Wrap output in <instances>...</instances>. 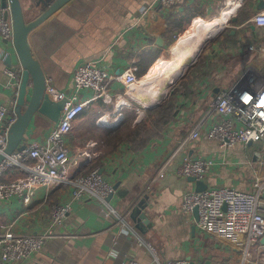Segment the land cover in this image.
<instances>
[{
  "label": "crops",
  "instance_id": "obj_1",
  "mask_svg": "<svg viewBox=\"0 0 264 264\" xmlns=\"http://www.w3.org/2000/svg\"><path fill=\"white\" fill-rule=\"evenodd\" d=\"M20 1L29 21L44 12V0ZM152 1L70 0L30 32L31 50L47 81L68 94L74 92V68L84 63L97 62L114 75L124 73L132 64L139 69L150 66L136 86L112 82V103L95 98L93 90L79 91L80 100L91 101L75 120L67 137L71 173L83 174L99 169L116 187L110 203L122 219L104 217L91 200L73 203L72 214L59 229L69 237L49 238L43 250L28 260L0 261V264H124L128 259L139 264H157L150 247L161 263L178 258L188 260L187 264L237 262L239 251L203 235L194 211L181 209L184 194L195 190L196 184L189 178L176 176L174 170L186 155L213 158L215 165L205 180L208 187L231 186L248 191L259 170L256 145L237 144L222 148L217 141L203 134L172 155L220 90L235 84L249 65L253 64L264 74V26H257L252 20L264 7V0H233L237 5L232 14L212 35L226 30L229 34L222 40L218 36L212 48L204 52L201 66L196 70L190 71L196 64L190 63L189 74L183 75L185 83L178 91V98L163 103L158 101L166 92L165 84L178 80L189 64L182 68L178 78H160L157 83H149L154 77L150 76L152 69L159 60L171 61L177 50L189 46L186 44L190 32L194 33L190 27L195 19H217L228 7V0H186L166 9L158 5L143 22L136 23L140 9ZM215 8L216 11L206 13ZM234 18L236 21H231ZM201 33L197 35L203 42L209 32ZM175 35L176 40L170 45ZM160 41L163 46L158 44ZM10 52L13 56V50L6 48L0 38V104L15 110L13 94L5 86L3 74L4 68L9 66L6 59ZM171 52L173 57L169 60ZM156 54L159 58L156 57L154 62ZM12 66H19L16 56H13ZM157 85L162 86L159 94L155 90ZM168 103L175 108L173 120L144 147L134 149L127 139L128 133L146 120L147 110ZM56 124L36 114L27 130L26 140H42ZM168 160L166 173L160 177L159 170ZM23 175L16 169L9 173L11 178ZM70 193L68 186L49 190L38 188L28 206L19 198L0 200V232L8 225L25 234L50 231L53 207L65 202ZM144 197L145 208L141 212L146 214L149 224L141 231L136 228L131 215L136 203ZM121 233L125 235L120 236ZM115 236L118 240L113 244ZM260 247L264 248V244Z\"/></svg>",
  "mask_w": 264,
  "mask_h": 264
},
{
  "label": "built area",
  "instance_id": "obj_2",
  "mask_svg": "<svg viewBox=\"0 0 264 264\" xmlns=\"http://www.w3.org/2000/svg\"><path fill=\"white\" fill-rule=\"evenodd\" d=\"M185 2L186 0H153L140 9L136 23L143 22L158 5L166 9ZM252 20L257 26H264V7L256 12ZM0 38L6 48L14 52L11 8L9 3L3 0H0ZM250 49L254 50V47L250 46ZM12 65L6 66L3 74L5 86L12 91L13 105L16 106L23 67L19 63V66ZM138 72L139 67L136 64L129 66L124 73L114 75L97 62L84 63L74 68L72 72L74 92L71 94L59 90L52 82L47 81L45 92L53 100H66L61 116L48 136L40 141L26 140V147L23 150L15 151L0 163V200L6 202L12 198H19L28 206L34 200L38 188L49 190L68 186L71 193L65 202L53 207L50 231L25 234L17 232L13 225L4 226L0 232L1 262L28 260L43 250L49 238L69 237L68 234L60 233L59 229L72 214L73 203L91 200L99 207L104 217L122 219L109 201L115 194L116 187L99 169L83 174L71 173L67 137L74 128L75 120L91 101L80 100L79 91L93 90L95 98L112 103L114 100L110 92L112 82L122 83L126 87L136 86L141 81ZM15 120L14 108L0 104V153L6 148L10 128ZM203 134L208 139L217 141L222 148L234 147L237 144L259 145L257 149L259 170L254 175L250 190L212 186L201 192L196 190L187 192L181 202V209L184 212H193L198 208V228L203 235L239 251L242 259L246 261L256 247L260 246L264 237V74L253 64L245 69L235 84L217 93L210 107L195 122L190 132L180 140L172 157ZM169 160L160 168V177L165 175ZM214 165L213 158L203 156L192 158L186 155L176 166L174 173L181 178L194 177L196 180L206 182ZM13 169L24 175L18 178L9 177ZM124 235L125 233L120 234ZM117 240L116 236L113 237L112 243L115 244ZM150 250L157 264L188 263L184 258L161 263L155 250L151 247ZM124 264L139 263L134 259H128Z\"/></svg>",
  "mask_w": 264,
  "mask_h": 264
},
{
  "label": "water",
  "instance_id": "obj_3",
  "mask_svg": "<svg viewBox=\"0 0 264 264\" xmlns=\"http://www.w3.org/2000/svg\"><path fill=\"white\" fill-rule=\"evenodd\" d=\"M3 1L9 3L11 8L15 43L13 56H16L17 62L23 67V75L15 109L16 120L10 128L6 148L4 149V152L0 153V163L15 151H21L26 147V133L36 114L45 116L52 122L59 121L66 100H53L50 95L45 92L47 79L40 63L33 55L28 37L30 32L36 26L45 21L50 15L70 0H44V12L30 21L26 18L20 0ZM228 21H230V19ZM231 21L234 22L236 19L234 18ZM223 24L225 25L226 23L219 24L214 31H209V33L205 35L203 42L201 41L200 44H198L197 48L192 52L189 60L183 63L182 67L190 64L194 60L206 38L214 32L219 31L223 27ZM174 41H172L170 45L173 44ZM158 44L163 46V42L161 41L158 42ZM170 45H168V47ZM13 56L11 53L7 56L6 61L9 66L13 64ZM158 58L159 57H157V59ZM157 59H155L154 62H156ZM255 158L258 159V154H256ZM189 179L196 184L195 190L198 192L204 191L208 188V184L202 180H196L194 177H190ZM110 199L111 198H109V201ZM144 199H146V197L136 203V207L134 206L131 215L136 223V228L141 231H144V227L149 224L146 214L141 212L145 208ZM194 213L198 219V208H195ZM261 243L264 244V237L262 238Z\"/></svg>",
  "mask_w": 264,
  "mask_h": 264
},
{
  "label": "bare ground",
  "instance_id": "obj_4",
  "mask_svg": "<svg viewBox=\"0 0 264 264\" xmlns=\"http://www.w3.org/2000/svg\"><path fill=\"white\" fill-rule=\"evenodd\" d=\"M236 2L233 0H228V7H225L221 15L213 20V21H204L201 18H197L194 20L192 26L190 29L194 31V33H190V39L187 42L186 47L180 48L177 50V52L174 54V58L171 61H165V60H159L157 64L152 69L150 76H154L151 82H160V78H169V77H179L182 65L185 63L191 56L192 52L195 48H197L198 44L200 43V38L197 33L200 34V32H209L216 28L220 23H222L225 19L230 16L233 12L234 6H236ZM197 31V32H196ZM201 33V34H202ZM197 35V36H196ZM161 76V77H160ZM141 82V81H140ZM162 89V86L157 85L155 87L156 94H159L160 90Z\"/></svg>",
  "mask_w": 264,
  "mask_h": 264
},
{
  "label": "trees",
  "instance_id": "obj_5",
  "mask_svg": "<svg viewBox=\"0 0 264 264\" xmlns=\"http://www.w3.org/2000/svg\"><path fill=\"white\" fill-rule=\"evenodd\" d=\"M176 37L177 35H175L170 40V43L174 41ZM156 57L157 54L155 55L154 59H156ZM149 66L150 64L142 69L140 68L138 76H144ZM174 114L175 108L170 103L159 105L153 110H147L146 120L137 125L134 130L128 133L127 139L132 142L134 146L133 148L140 149L144 147L152 136L158 134V132H160L162 128H164L167 124L171 122V120H173L175 116Z\"/></svg>",
  "mask_w": 264,
  "mask_h": 264
},
{
  "label": "rangeland",
  "instance_id": "obj_6",
  "mask_svg": "<svg viewBox=\"0 0 264 264\" xmlns=\"http://www.w3.org/2000/svg\"><path fill=\"white\" fill-rule=\"evenodd\" d=\"M214 11H216V8L214 10H212V11H210V10L207 11L206 10V13L210 14V13H212ZM190 33H192V32H190ZM227 34H229V33L226 30L222 34L216 33V34L211 35L208 38H206L205 43L202 45L201 50L198 52V55L192 61V64H194V63H196V64H195L194 68L191 69L190 71H194V70H196L197 67L201 66L200 65V59L203 57L205 51L207 52L208 49L212 48V46L214 44L213 42L218 38V36H220V39L222 40L225 36H227ZM185 39H186L185 36H183L182 40L185 41ZM169 55H170V56H168L169 60H171L172 57H173V53L171 52ZM192 64H189L188 66H186V68L184 69V71L181 74V77L178 80L174 81L170 85L169 84L168 85L165 84V89H166L165 91L166 92L164 94H162L161 98L158 101L159 103L160 102L163 103V102H167V101L171 102L172 100L178 98V91L180 90L181 86H183L184 83H185V82L182 81V78H184V76L187 75V73H188V71H189V69H190ZM146 97H147V99L149 101V96H146ZM256 147L258 149L259 145L254 146V148H256ZM262 250H264V248H261L260 246H257L256 249L253 251L251 257H249L248 260H246V261H244L242 259V257H243L242 254L240 252H238L236 254L237 262L235 264H264V252Z\"/></svg>",
  "mask_w": 264,
  "mask_h": 264
}]
</instances>
